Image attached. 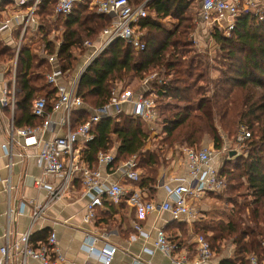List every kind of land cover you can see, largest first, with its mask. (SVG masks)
Here are the masks:
<instances>
[{"label":"trees","instance_id":"obj_1","mask_svg":"<svg viewBox=\"0 0 264 264\" xmlns=\"http://www.w3.org/2000/svg\"><path fill=\"white\" fill-rule=\"evenodd\" d=\"M129 1L139 5L146 0ZM147 1L150 16L140 23L146 31L143 38L145 48L136 50L123 39H117L92 62L79 83L84 106L72 114L73 127L89 119L91 108L106 104L115 85L128 78L140 80L161 69L168 75L174 72L175 77L164 84L153 82L159 111L162 100L175 99L183 103L171 108V117L164 116V121L160 120L164 140L187 127V136L182 141L192 145L204 134H212L215 149L221 150L224 142L217 131L216 116L229 135H237L235 143H238L242 128L251 134L244 143H238L242 147L241 154L226 160L220 168V174L226 180L225 190L218 194L209 193L225 204L226 210L220 216L195 222V232L207 238L215 254L221 253L224 242L234 245L233 258L225 259L221 264H250L251 256L264 260V2L257 6V10H243L228 35L218 28L210 31V38L215 41L214 49L217 47L218 58L225 70L212 80L214 86L213 90H208L211 92L209 96L204 95L197 85L202 78L194 71L196 57H188V53L195 49L192 37L196 16L191 7L196 0ZM92 2L76 1L68 15L56 13L57 0H41L36 7L34 13L39 15L42 34L36 50L42 45L48 56L57 52L56 66L64 72L75 68V61L78 62L76 50L80 49L82 54L88 52L84 42L98 41L103 29L111 23L109 16L98 13L94 6L91 9ZM55 13L57 16L52 19ZM166 18L176 20L174 28H167L159 22ZM52 34L54 39H50ZM26 39L24 37L19 49L16 67L14 120L19 127L40 125L42 118L31 111L33 101L40 98L37 95H43L47 99V108L51 109L52 98L57 93L56 87L45 83L50 64L24 43ZM55 40H60V45L56 46ZM208 50L211 48L207 46L205 51ZM15 56L16 49L0 41V63L12 62ZM37 68L38 72L35 71ZM147 126L144 120L128 112L101 119L93 128L94 139L81 149L82 159L94 168L100 151L116 147L112 165L117 167L136 155L138 167L145 170L138 185L148 188L153 196L158 186L160 157L146 148L152 131ZM38 238L42 240L39 243H44L48 234L40 233L36 240ZM174 242L181 245L177 240Z\"/></svg>","mask_w":264,"mask_h":264},{"label":"built area","instance_id":"obj_2","mask_svg":"<svg viewBox=\"0 0 264 264\" xmlns=\"http://www.w3.org/2000/svg\"><path fill=\"white\" fill-rule=\"evenodd\" d=\"M76 1L78 0H58L56 13L70 14ZM40 2L41 0L34 1L28 20ZM23 3L24 1H21V4ZM147 3L148 1H144L139 5H134L129 0H94L97 12L109 16L111 23L103 29L99 44L95 45L90 40L84 42L88 51L90 49L92 51L86 56L80 72L74 74V78L72 77L73 79L70 81H64L68 74L55 65L58 59L57 53L50 55L49 62L53 63V66L45 77L47 83L57 89L56 95L52 98V108L48 109L47 99L40 97L33 101L31 110L33 115L42 118L43 121L40 125L19 127L15 124L14 118L10 120L7 143L3 145L10 157L9 168L11 169L13 165V147L16 143H20L19 139H23V143H20L23 148H36L42 173L35 178L34 187L38 190H45L47 199L43 204H37L34 200L31 201L33 208L31 226L17 239H11L9 227L7 228L4 234V244L0 246V264H30L32 260L38 264H76L70 262L63 255L54 231L50 233L47 241L38 243L37 246L34 245L31 237L35 224L43 217L45 210L50 204L65 196L68 188L77 177L83 181L84 193L90 198L85 206L84 220L86 222H92L96 218L97 209L103 206L105 200L111 203H119L128 194L129 191L124 188L120 181L111 182L108 185L104 184L101 181L103 174L100 168H93L86 163L82 159L81 149L85 143L94 139L93 128L96 123L103 118L115 117L123 112H128L135 118H141L152 131H155L161 118L153 82L158 83L159 79L155 75L145 77L138 93L130 89L121 90L122 87L114 88L110 100L102 107L91 108L89 119L76 128L72 124V114L84 106L83 98L78 90L82 75L107 47L115 40L123 39L136 50L145 48L143 40L145 34L140 23L150 16ZM249 4L253 5L254 0H202L199 15L207 27L224 29L230 33L234 29L236 18L243 10L249 9L247 8ZM27 26L28 21L24 24V30ZM5 27L6 25L2 26V29ZM193 40L197 41L195 38ZM196 43L198 44V42ZM16 67L17 63L13 67L12 83L2 87L0 97V104L10 107L12 112L16 107ZM54 113H60L59 119H53ZM49 129L54 131V135L45 140L43 134ZM250 136V132L246 128H242L237 137V142L244 143ZM226 150V147L221 150L206 146L187 147L185 157L188 177L182 182L165 185L167 198L164 201L160 203L151 201L145 205L138 204L141 211L169 213L174 220L178 221L196 219L198 211L193 206L195 202L207 193L222 192L227 186L225 178L220 174L221 155L225 154ZM113 152L111 150L100 151L97 161L99 166H111L115 160ZM20 155H25V153ZM137 166L138 157L136 155L122 163L120 171L126 180L136 183L140 181L141 175L137 171ZM9 178L6 179V187L10 193ZM46 178L59 179V182L55 184ZM24 206L25 203H22L20 213H22ZM12 212L9 209V218H12ZM136 229L142 230L139 226H136ZM195 238L198 247L197 257L193 261L188 260L186 255L175 257L180 246L171 240L166 231L161 228L156 231L154 249H146V251L148 250L149 253H153L154 250L161 251L171 257L173 256V264H208L214 257L211 244L202 234L196 235ZM91 251L94 252L93 247ZM117 251V247L109 245L96 252L104 264H111ZM249 262L250 264H264V260H260L257 256H251ZM137 264L148 263L138 261Z\"/></svg>","mask_w":264,"mask_h":264},{"label":"crops","instance_id":"obj_3","mask_svg":"<svg viewBox=\"0 0 264 264\" xmlns=\"http://www.w3.org/2000/svg\"><path fill=\"white\" fill-rule=\"evenodd\" d=\"M21 1H24V3L21 4ZM34 1L0 0V41L4 45L16 49V56L10 63L12 65L10 69L5 66L4 62L0 63V97L2 95V87L12 83L14 75L13 67L17 63L18 49L21 48L24 37L25 39L27 38L24 42L26 45L37 52L39 57L47 59L50 64V70L47 73L52 70L53 63L49 62L50 55H47L44 46L40 45V49L36 50L42 38V34L39 31V15L33 13L28 20V15L30 14ZM262 2L264 0H254V4H249L247 8L257 10V6ZM192 6L191 8L193 11L195 10L194 14L196 16V28L192 38L197 39L196 35L202 38L204 36L209 38L212 29L207 27L200 18L201 2L198 6L196 3ZM56 16L57 14L55 13L52 19ZM170 19H160L159 22L167 28H172L171 26L175 25V22L169 21ZM27 21L28 28L24 30V24ZM167 21L170 22L171 26L167 24ZM4 25L6 27L2 29ZM19 28H21L20 32L18 31ZM27 29L29 30L27 31ZM141 29L146 34V31L142 27ZM26 31L27 34H25ZM50 39H54V36L51 35ZM55 41L57 43L56 46L60 45V40ZM100 41L101 37L94 44H99ZM193 43L201 46V42L197 44L193 41ZM91 51L92 49L86 53V56ZM9 62L7 63L9 64ZM69 75L66 76L64 81H70L72 76ZM134 80L138 79L134 78ZM139 82L141 85L142 80H139ZM45 83L51 86L46 82V78ZM140 88L134 92L138 93ZM15 110L12 112L10 107L0 104V246L4 244V234L8 227L12 240L17 239L21 233L30 228L33 210L31 201L34 200L37 204H43L47 199V192L45 190H38L34 187L35 178L42 173L39 159L36 155V148H23L20 145V143H23V139H19L20 143H16L13 147V165L11 169L9 168L10 157L7 155L3 145L7 143L9 123L14 118ZM59 117L60 113H54L53 119H59ZM53 135L54 131L49 129L43 134V138L47 140L52 138ZM146 148L149 149L147 146ZM21 153H25V155H20ZM233 153L235 155L241 154L238 153V150H235ZM235 155H229L228 158H234ZM221 156L220 164L222 166L225 162V156ZM180 164L179 161L178 164L173 162L170 167H166V170L164 168L160 169L157 177V190L153 196L150 195L148 188L140 187L138 185L139 182L136 183L124 178L120 171L122 164L117 167H113V165L99 166L97 164L96 167H99L103 174L101 181L104 184L108 185L111 182L120 181L124 188L129 191L128 194L119 203H111L105 200L106 202L104 201L103 206L97 209L96 218L92 222H86L84 220L85 206L90 198L84 193L83 181L80 177H77L68 188L65 196L61 200L50 204L45 210L43 217L35 224L31 237L32 242L36 244L42 241L39 238L36 240L37 235L39 236L40 233H46L49 237L50 233L54 231L57 235L58 246L61 252L70 262L76 264H104L97 252L109 245L118 248L111 264H137L138 261L148 264H173V256L171 257L161 251L154 250L153 253H149L148 250L146 251V249H154L156 231L161 228L166 231L171 240L181 242L180 248L177 254H175L176 258L186 255L188 260H195L198 247L195 236L198 233L195 232L194 223L204 222L208 218H211V216H220L221 212L226 210L227 206L225 204L217 210L212 209L208 205L197 209L194 205L199 201L203 199H215L207 193L193 205L198 213L196 219L192 221L186 219L174 220L169 213L144 212L138 206V204L145 205L151 201L157 203L164 201L167 198L165 185L182 182L188 177L186 157H184L182 165ZM8 178L10 179V193L6 187V179ZM46 179L55 184L59 182V179ZM22 203H25V206L22 213H20ZM9 209L13 211L12 218L8 216ZM183 221H186L188 224H183ZM136 226H139L142 230L139 231L136 229ZM184 231H187V233ZM92 247L94 248V252L91 251ZM222 247L221 253H214L213 259L208 264H221L223 260L233 258L234 245L229 242H224ZM30 264L38 263L32 260Z\"/></svg>","mask_w":264,"mask_h":264},{"label":"rangeland","instance_id":"obj_4","mask_svg":"<svg viewBox=\"0 0 264 264\" xmlns=\"http://www.w3.org/2000/svg\"><path fill=\"white\" fill-rule=\"evenodd\" d=\"M92 1L93 2L91 3V7H92L91 9H93V5H94V0H92ZM199 1L202 2V0H196V2H195L197 6L200 3ZM94 7H95V5H94ZM169 21L176 22L175 19H170ZM169 21H167V24L170 25ZM194 23H196V18H195ZM171 27L174 28L175 25H172ZM221 32H223L225 35L229 34L224 29H222ZM52 35L54 36V34H52ZM196 38H197L196 42H201V46H197L196 44H193L195 49L191 50V52L188 53V57H196V59H195L196 62L194 65V67H195L194 71H195V74H197V75L199 73L200 77L202 78V81H200L197 84L198 87H201L200 91L202 93H204V95L206 94V95L211 96V92H209L208 90H210V91L213 90L212 88L214 86V83H212V80L216 79L217 77H220L222 75V71L225 70L224 69L225 67L222 64L220 57L218 58L219 54L216 52L217 47H215V49H214V44H215L214 39L210 38V36H209V38H207L205 36H204V38H202V37H198L197 35H196ZM207 46L210 47L211 50L205 51ZM86 53H87V51L84 54H82L80 49L76 50L75 55H76V57H78V60H77L78 62L75 61V65H76L75 68L71 71H68L67 74H70L73 77L74 74H77L78 72H80V70L83 66V63L86 59ZM10 62H9V64L7 62H4L5 66L8 68L9 67L11 68L12 65L10 64ZM35 71L38 72L39 69L37 68ZM46 73H45V75H46ZM150 75H155L156 78L159 79V81L160 80L162 81L161 83L158 81V84H164L167 82V80H170L172 76L175 77L174 72L171 73V75H168V74H165L163 69L158 70V71H153L152 73L150 72L145 77H148ZM145 77H143L140 80H143ZM200 77H198V78L200 79ZM73 78H71V79H73ZM198 78H196V81ZM139 83H140L139 80H134V78L133 79L128 78L126 81L122 82L121 84L119 83V84L115 85L114 88L122 87L121 90L122 89H130L132 91H135L136 89L141 87L142 83H141V85ZM183 86H184V84L182 85V87ZM37 97H43V95H37ZM88 102H91V100H89ZM178 104H180V103L178 102V100H175V99H170V100L166 99V100L160 101V105H161V109L159 111V113L161 112L160 118L164 121V116L167 118L171 117V115H172V113L170 112L171 108H175V106H177ZM158 105H159V103H158ZM180 105H183V103ZM162 113H163V115H162ZM214 115H217V114H214ZM215 119H216L215 124L218 127L217 128L218 134L220 136V139L223 140V142H224L223 146L226 147V149H227L226 153L223 154L225 156L224 159L226 161V160L232 158V157L228 158V156L230 155L231 152H235V150L236 151L238 150V153H241V146L238 145L237 143H235V139H236L235 137L237 135L236 136L235 135L234 136L229 135L227 130H225L222 127V125L220 123L219 116H216ZM228 122H229V120H228ZM161 129H162V126L160 123L158 125V127L155 129V131H151V136H150V139L147 143V147L151 151L155 152L158 155L157 157H160V165L158 168V174H159L160 169L164 168V170H166V167H170L173 164V162L178 164V161H179L181 163L180 165H182V162H183L184 157H185V149L187 147H203V146H206V147H214V149H215V142L212 139V134H204L202 136V138L200 139V141L190 145V144L182 141V138L187 136L185 134V132L188 131L187 127H185L183 130H182V128L177 130L175 132L174 136L169 137L168 140L163 139L164 134H163V131H161ZM114 142H115V140H114ZM111 151L116 152V147H113L111 149ZM115 152H113V153L115 154ZM138 166H139V160H138ZM138 166H137V171L142 175L143 172H145V170H143L142 168H139ZM201 201H199L198 203H196L194 205L197 209L201 208V207L203 208L204 205H208L214 210H217L218 208L223 207V203H221V201H219V199L218 200L203 199ZM183 224H188V223L186 221H183Z\"/></svg>","mask_w":264,"mask_h":264},{"label":"water","instance_id":"obj_5","mask_svg":"<svg viewBox=\"0 0 264 264\" xmlns=\"http://www.w3.org/2000/svg\"><path fill=\"white\" fill-rule=\"evenodd\" d=\"M230 155L233 156V155H235V153L231 152Z\"/></svg>","mask_w":264,"mask_h":264}]
</instances>
